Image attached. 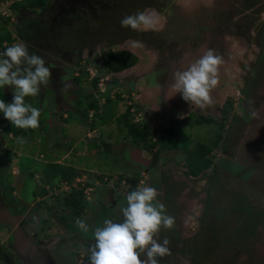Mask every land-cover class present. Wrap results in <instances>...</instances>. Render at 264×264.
<instances>
[{"label": "rangeland", "instance_id": "374dc122", "mask_svg": "<svg viewBox=\"0 0 264 264\" xmlns=\"http://www.w3.org/2000/svg\"><path fill=\"white\" fill-rule=\"evenodd\" d=\"M49 1H43L45 6ZM102 1L105 8L99 10V2L92 12L82 7L86 12H78V22L69 28L62 25L72 39L67 43L68 59L63 68L70 70L71 76L80 77L79 82L75 79L79 89L74 92L84 96V106L96 100L100 111L84 119L75 115L65 126L56 129V125L50 130L55 138L68 139L55 146L62 147V151L83 137L77 149L85 155L62 159L58 149H47L42 121L28 138H12L3 151L0 149L6 157H12L8 164V159L3 163L8 169H0L2 186L10 201L26 203L23 210L28 211L27 234L31 237L35 233L45 246L50 245L46 252H40L46 261L83 264L94 238L91 231L80 230L75 221L85 220L90 229L102 226L105 218L122 221L119 209L126 206L131 186L121 182L119 176L132 178L139 171L130 161V154L119 150L128 143L142 157H151L154 164L161 160L152 181L148 175L144 178L142 170L137 175V187H155L157 200L165 205L168 215L175 217L174 228L160 230L158 239L166 237L170 241V254L159 258V264H264V0ZM29 2L21 0L18 10L31 20L40 17L45 11L43 6L37 9L39 6H30ZM10 4V0L0 3V17L10 13L7 26L13 22ZM141 11L156 13L153 27H121L123 17ZM2 24L0 21V27ZM5 33L0 29V39L7 37ZM134 42L142 46L134 47ZM72 47L74 53L69 51ZM207 49L221 55L223 63L219 66L218 85L212 91L214 102L201 109L168 87H172L176 71L186 68ZM124 50L132 52L137 62L120 72H111L108 56ZM61 52L65 54L64 49ZM94 77L98 78L96 86L91 83ZM155 80L161 82V87L166 85L165 90L143 89L154 85ZM145 92L152 101L145 102ZM177 100L180 109L176 108ZM127 107H131L128 121L139 126L147 124L152 131L146 141H133L124 124L117 122ZM205 117L207 121H202ZM91 124L102 128L98 134L85 136ZM171 124L174 129L180 127L183 135L179 130L165 135ZM160 137L166 147L161 148ZM38 139V146L31 144ZM152 142L156 145H150ZM197 143L210 149L207 157L211 164L194 176L185 154ZM120 155L123 163L119 162ZM54 161L84 169L79 170L71 186L65 181L45 182L41 170L45 163ZM32 170L36 172L30 177ZM75 186L84 188V199L89 203L77 216L61 201ZM41 188L46 189L45 195L38 193ZM110 190L116 206L108 201ZM12 191L14 197L10 196ZM63 223L69 224L70 230ZM5 236L0 230V239ZM87 236L92 237L89 244ZM1 250L5 252V248ZM34 252L39 256V251Z\"/></svg>", "mask_w": 264, "mask_h": 264}, {"label": "clouds", "instance_id": "9594fccd", "mask_svg": "<svg viewBox=\"0 0 264 264\" xmlns=\"http://www.w3.org/2000/svg\"><path fill=\"white\" fill-rule=\"evenodd\" d=\"M155 16V12L141 11L126 15L120 24L132 30H142V26L151 28L156 23ZM133 46L142 45L134 42ZM222 63L221 55L207 49L186 68L174 73V94L180 93L184 101L198 108L210 106ZM51 76L44 57L30 54L25 43L18 42L0 50V88L7 85L13 91L11 102L0 99V113L4 118L17 128L39 127L41 110L25 98L38 96L41 85L47 84ZM158 195L157 189L148 185L130 191L125 198L126 206L121 205L119 209L121 222L105 218L102 226L90 229L85 220L77 218L76 226L85 233L91 231L94 238L87 249L90 264H159V258L170 254V241L166 237L160 241L158 236L162 228L175 227V217L167 214L165 205L157 200Z\"/></svg>", "mask_w": 264, "mask_h": 264}, {"label": "flooded vegetation", "instance_id": "af4514ba", "mask_svg": "<svg viewBox=\"0 0 264 264\" xmlns=\"http://www.w3.org/2000/svg\"><path fill=\"white\" fill-rule=\"evenodd\" d=\"M2 1L3 0H0V3ZM10 1V7L12 9L11 12L13 14L11 19L13 20V22L10 24V22L8 21L9 25L7 26L6 18L9 17L10 13L6 12V14H1L0 18L2 20L0 21L4 22V24L1 25L0 29L4 33L6 32L5 34L7 35V37H4L5 39H0V50H3L4 48L15 43L23 42L28 47V51L30 54L35 53L37 55L43 56L47 66H51L50 64H52V78L50 79L51 83L48 84L45 88L41 85L39 95L36 97H26V102L32 104L34 107L39 108L41 110V114L43 115L42 109L47 108V106L43 107L46 104V102L43 104V99L47 98V94H50L48 95V97H51V105L55 109L61 110L65 108L70 111L76 110L82 112L85 107V98L84 96L74 92L79 89V85L75 82L77 76H71L70 70H66L63 68L64 63L68 59L66 54L68 53L69 47H67V45L71 42L72 39L70 36L65 34L66 29L64 30V26L62 27V25H64L65 23L68 28L72 27L73 22H78L77 20L81 18L78 12L80 11L85 14L86 10H83L82 7L89 9L91 12L97 8L101 10L105 8L104 2L102 0H51L49 1V5L47 4L46 6L45 4L40 6L34 5L33 7L39 6L37 7V9H40V7L43 6L45 11L43 14H39L40 17H34L31 20V17H25L23 15V12L18 10V6L21 3V0ZM26 1L34 2V0ZM98 2L99 4L96 8L94 4ZM98 17L99 16L97 15V18ZM12 38H14V41H11ZM7 41H10V44H8ZM74 48L75 47H72L69 51H71V53H74ZM63 49L65 54H62L61 52ZM54 68H59L56 70L58 72L54 73ZM65 94L66 96L62 97ZM12 98L13 91L9 86L6 85L3 88H0V99L4 100L5 102H11ZM42 115L40 116V121H42ZM7 121L8 120L5 118L2 121L0 120V149H2V151L12 138H17L14 137L12 133L6 132ZM44 124L45 126H47L46 128H48L49 123H47V119L44 120ZM43 126L44 125L40 127L42 130L44 129ZM2 151L0 150V152ZM135 154V158L131 155L132 160L137 164H140V166L144 169L148 168L149 165H152L151 157H148L149 159L151 158V160L147 162L146 157H144L143 160H140L138 158V154ZM10 160H12V157ZM9 162L10 161L8 159L7 164ZM4 168L8 169V166H5ZM11 177H14V171H12ZM1 178L2 177L0 175V189L3 204L8 208V211L11 215H21V219L19 220L18 225L26 233V235L32 242V246H34L35 248L27 247L26 249H24L23 253H18L17 248L14 247V244L12 242V222L0 223V230H3L6 233L5 238L0 239V249L1 247L5 248V252L1 250V252L3 253V258L0 259V264H45L46 262L52 263L50 259L46 261V259L43 258L40 253L41 250L46 252L50 245L48 244V246H45V242H42V239H40L37 234L33 233L30 237L26 232V227L28 225V211L26 212L23 210V207L26 205V203L23 202V200L19 202L10 201L6 195L5 190L3 189ZM10 196H15L13 191L12 193H10ZM115 214H117L118 217L119 211L117 210ZM114 220L116 221L115 218ZM33 240L35 241L33 242ZM34 251H39V256H35ZM6 252H9V254H7Z\"/></svg>", "mask_w": 264, "mask_h": 264}, {"label": "trees", "instance_id": "16d2710c", "mask_svg": "<svg viewBox=\"0 0 264 264\" xmlns=\"http://www.w3.org/2000/svg\"><path fill=\"white\" fill-rule=\"evenodd\" d=\"M30 5H44L45 2L43 1H38V0H34V2H29ZM108 64H110V71L111 72H120L124 69H127L129 67H132L135 65V63L137 62V57L130 51H118V52H114L113 54H110L108 56ZM109 67V66H108ZM77 81H80V77L77 76ZM98 81L97 77L92 78L91 83L92 86H96ZM86 108L87 110H93L94 112H97L99 109V105L98 102L96 100H91L89 103L86 104ZM131 107H127V110L124 114L120 115L117 117V122H121V124H124L123 126H125L126 128V133L130 136V138H132L133 141H137V140H141V141H146V139L148 137H150L152 135V132L146 127V124H142L143 126H139V124L137 123H132L130 121H128V114L130 111ZM103 111L101 112L102 115ZM88 116L87 112H84L82 114V119H84V117L86 118ZM111 120V119H110ZM202 121H207V118H203ZM91 129L94 128V124L90 125ZM175 127L171 125L168 126V128H166L165 130V135H173L177 132V130H179V133L182 134L181 132V128L178 127L176 129H174ZM35 130L32 128L29 129H21V128H17L14 125H12L9 121H7V128H6V132L7 133H12L14 137L17 138H28L29 135H31ZM183 135V134H182ZM162 140V144L160 145L161 148L162 147H166V145L163 142L162 137L159 138V141ZM150 145L155 146V142H152ZM210 153V149L208 147H205L202 143H197L195 145V147L192 150H188L185 154V158L188 161V163L190 164V169L189 172L191 175L197 176L199 175L204 169H207L210 164L211 161L210 159L207 157V155ZM5 159H11V157H6L5 154H3L2 152H0V169L2 167H4L3 163L5 161ZM20 165V164H19ZM45 166L42 168L41 170V174H42V179L45 182H54L55 180H57V182L60 181H65L67 184L72 185L73 180L78 177L79 175V170L72 167V166H67L64 164H60V163H56V162H47L44 164ZM20 167H22L20 165ZM28 171V170H27ZM30 174L29 176L32 177L34 175V173L36 171H29ZM119 179H121L120 181H124L126 183L130 184V191H133L136 189L137 187V176H133L132 178H124L122 176L119 177ZM84 188L83 187H71L70 191L67 192L63 198L61 199V201L63 202V204L67 207L70 208L71 210V214L73 215H82L84 213V209L86 206L89 205V203L84 199ZM41 195H45L46 194V189L45 188H41V190L38 192ZM48 208H51L52 206H48ZM67 218V216H59L58 218L62 220L64 218ZM64 222V221H62ZM64 224V227L67 228L68 230H70V226L69 224ZM73 230L74 231V226L72 225ZM71 227V228H72ZM76 232V230H75ZM78 233H81L79 231V229H77ZM89 239V240H88ZM85 240H88L87 243H90V240H92V237L87 236V238ZM3 258V253L1 252L0 249V259ZM83 264H90V260H89V255H87L84 260H83Z\"/></svg>", "mask_w": 264, "mask_h": 264}, {"label": "crops", "instance_id": "0c3cea01", "mask_svg": "<svg viewBox=\"0 0 264 264\" xmlns=\"http://www.w3.org/2000/svg\"><path fill=\"white\" fill-rule=\"evenodd\" d=\"M51 66H49L51 69H52V64H50ZM61 66V65H60ZM62 67V66H61ZM57 69H59V68H57ZM56 68H54V70L55 71H53L54 73L55 72H58V71H56L57 70ZM52 71V70H51ZM52 78V77H51ZM50 78V79H51ZM51 83V80H49V82L47 83V85L48 84H50ZM45 85V84H44ZM44 85H42V87H44ZM165 87H161V82L160 81H158L157 82V80H155V84L154 85H152V86H150V87H146V85L143 87V89L144 90H150V91H152V92H155V91H157V90H159V89H162V90H165V88H166V85H164ZM45 88V87H44ZM141 89H142V87H141ZM168 89H172V87L171 86H169L168 87ZM168 89H167V91H168ZM78 94V93H77ZM66 96V94L64 95V96H62V97H65ZM142 97V96H141ZM50 98V99H49ZM144 100H145V102L146 101H152L151 99H152V97H150V95H148L146 92H145V96H143L142 97ZM180 98V97H179ZM51 97H48V95H47V98H45V99H43V104L46 102V104H45V106H43V107H46L47 106V108L46 109H44L43 107V109H42V111H43V115H42V123H43V127H44V129L43 130H41L42 132H43V134H44V136L45 137H47V149H52V150H54V149H58V151L59 152H61V157H62V159L64 158H67V157H70V156H73V155H81V156H83V155H85V154H83L82 153V151H79L78 149H77V144H80L79 142H82L83 141V137H80L79 138V140L78 141H74V143H73V145L69 148V149H65V151H62V149H60V148H62V147H55L56 145H57V143L58 142H64L65 143V141H67L68 139L67 138H62V137H57V138H55L54 136H52L54 133H52V135H51V133H50V130H55V126L57 125L58 127L56 128V129H59V127L60 126H65L67 123H69V119L71 120H73V116H75V115H78L79 116V118H82V114L84 113V112H87L88 113V115H89V112H91V116H92V114H93V110H87V108H86V106L84 107V110L82 111V112H80V111H76V110H73V111H70V110H67V109H65V108H63V109H61V110H59V109H55L52 105H51ZM179 100V99H178ZM178 100H177V102H176V108H178V109H180V106H179V104H178ZM49 101H50V104H49ZM144 102V103H145ZM87 104V103H86ZM49 105V106H48ZM151 107H153V106H151ZM170 107L171 108H173V105H170ZM169 108V107H168ZM152 109H154V108H152ZM170 109V108H169ZM98 111H100V110H98ZM169 111V110H168ZM170 111H172L171 109H170ZM97 113V112H96ZM91 116H89V117H91ZM46 120L47 119V123H49V125H48V128H46L47 126H45V124H44V120ZM59 121L61 122V124H59ZM146 126H147V124H146ZM46 128V129H45ZM102 127H98V128H93V129H91V127H90V129H89V132H87V133H85V136H89V137H91L90 136V134L91 133H99L100 132V129H101ZM152 132V131H151ZM20 138H17V140H19ZM40 139H38V141H36L37 143H33V142H35V141H32V143L31 144H33V145H37L38 146V144L40 143ZM39 142V143H38ZM44 145H45V142L43 143ZM123 146L119 149V150H121V151H125V152H127V154L129 155V157H131V155H133V154H135V153H137L138 154V158L140 159V160H143V158L144 157H142V154H141V152L140 151H137L138 149H136V148H134L132 145H130V144H128V143H123L122 144ZM114 150V149H113ZM113 153H115V151L113 152ZM160 156V155H159ZM147 157V156H146ZM130 160V159H129ZM146 160H147V162H149L150 160H151V158L149 159V158H146ZM58 161V160H57ZM134 165H136L138 168H139V171L140 170H142L141 171V174L144 176V178L145 177H147V175L150 177V180L152 181V178H154V176H155V172H156V170H157V168L158 167H160V164H161V160H159V159H157L156 161V163L154 164L153 162H152V165H149V167L148 168H146V169H144L143 167H141L140 166V164H137L135 161H133L132 159L130 160ZM55 162V161H54ZM120 163H123V159H122V157H121V155H120V161H119ZM56 163H59V162H56ZM61 164V163H60ZM66 164H67V166L68 165H70V166H72V167H74V168H76L77 166H75V164L74 163H69V162H66ZM65 165V164H64ZM76 169H78V168H76ZM81 169H84V168H80V169H78V170H81ZM139 171L138 172H135L136 173V176L137 175H139L138 173H139ZM152 171V172H151ZM105 172V171H104ZM121 172H124V171H122L121 170ZM145 172V173H144ZM107 173H109V172H107ZM127 175H129L128 174V172H125ZM120 177V176H119ZM138 177V176H137ZM139 178V177H138ZM148 178V177H147ZM122 182V181H121ZM125 184H126V182H124ZM113 192V191H112ZM112 192H111V190L110 191H108V193L106 194V195H108L109 196V198H108V201H110L111 202V204L113 205V206H116V203H114L113 201H112V195H114V192H113V194H112ZM121 198V197H120ZM115 199V198H114ZM123 199V198H122ZM116 202V201H115ZM113 208H115V207H113ZM116 212H117V210H116ZM114 214H115V212H114ZM74 227H75V225H73ZM76 228V227H75Z\"/></svg>", "mask_w": 264, "mask_h": 264}, {"label": "water", "instance_id": "95a60500", "mask_svg": "<svg viewBox=\"0 0 264 264\" xmlns=\"http://www.w3.org/2000/svg\"><path fill=\"white\" fill-rule=\"evenodd\" d=\"M21 215L20 214H14L11 215L8 211V208L5 207L3 204V199L1 195V189H0V223L5 222H12V242L14 244V247L17 248L18 253H23L24 249L27 247H34L32 246V242L26 235V233L22 230V228L18 225Z\"/></svg>", "mask_w": 264, "mask_h": 264}, {"label": "built area", "instance_id": "2783aa9c", "mask_svg": "<svg viewBox=\"0 0 264 264\" xmlns=\"http://www.w3.org/2000/svg\"><path fill=\"white\" fill-rule=\"evenodd\" d=\"M101 91H103V90H101ZM89 116H91V112H89Z\"/></svg>", "mask_w": 264, "mask_h": 264}]
</instances>
